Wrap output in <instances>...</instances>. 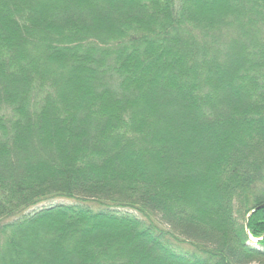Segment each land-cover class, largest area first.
<instances>
[{
  "label": "trees",
  "instance_id": "16d2710c",
  "mask_svg": "<svg viewBox=\"0 0 264 264\" xmlns=\"http://www.w3.org/2000/svg\"><path fill=\"white\" fill-rule=\"evenodd\" d=\"M0 264H264V0H0Z\"/></svg>",
  "mask_w": 264,
  "mask_h": 264
},
{
  "label": "rangeland",
  "instance_id": "374dc122",
  "mask_svg": "<svg viewBox=\"0 0 264 264\" xmlns=\"http://www.w3.org/2000/svg\"><path fill=\"white\" fill-rule=\"evenodd\" d=\"M52 204H54V202H53ZM44 205H46V204H43L42 206H44ZM42 206H41V207H42Z\"/></svg>",
  "mask_w": 264,
  "mask_h": 264
}]
</instances>
